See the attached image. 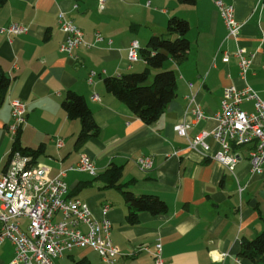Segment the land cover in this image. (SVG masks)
Wrapping results in <instances>:
<instances>
[{
  "label": "crops",
  "instance_id": "1",
  "mask_svg": "<svg viewBox=\"0 0 264 264\" xmlns=\"http://www.w3.org/2000/svg\"><path fill=\"white\" fill-rule=\"evenodd\" d=\"M227 1L235 4L236 19L243 24L238 41L227 38L228 29L213 0L192 4L179 0H7L0 8V66L11 77L0 105V172L6 169L14 147L16 136L8 125L11 101L19 98L27 107V122L17 135L20 145L41 149L36 161L50 177L67 170L64 178L69 195L85 200L95 218L102 219L103 206L110 205L112 240L121 249L116 264H155L151 252L140 248L153 250L159 240L166 264H239L238 258L242 264H252L239 253L244 240L264 232V197L260 195L264 168L260 173L251 170L253 145L233 144L238 162L231 171L210 157L221 148L214 138H209L211 148L205 155L189 148L188 139L175 128L178 123H190V137L213 130L228 85H249L264 98V1ZM62 11L84 31L87 42H94L97 32L105 41L90 48L81 45L74 55L61 51L65 38L59 22ZM173 16L189 20L191 48L183 63L169 58L161 68L151 69L149 83L156 72L173 69L177 89L157 121L147 124L107 92L104 79L144 71L145 60L129 61L130 43L137 39L143 49L153 35L175 38L176 34L167 31ZM12 23H22L28 31L1 32ZM238 46L253 55L245 78L235 55ZM225 51L230 53L228 62L223 60ZM91 72H95L92 80ZM69 90L85 98L101 128L97 136L83 143L77 140L81 120L70 118L63 107ZM196 103L206 115L199 120L190 110ZM242 107L252 112L254 101H246ZM58 140L63 141L61 146ZM82 154L93 160L96 175L70 169ZM141 156L152 157V169L139 167L136 160ZM112 164L122 167L121 182L129 189L137 195L160 196L168 211L159 215L141 211L139 221L129 224L122 192L99 177ZM22 222L26 227L28 220ZM13 257L14 245L6 241L1 246L0 264H10ZM78 262L108 264L90 247L74 248L55 259V264Z\"/></svg>",
  "mask_w": 264,
  "mask_h": 264
},
{
  "label": "built area",
  "instance_id": "2",
  "mask_svg": "<svg viewBox=\"0 0 264 264\" xmlns=\"http://www.w3.org/2000/svg\"><path fill=\"white\" fill-rule=\"evenodd\" d=\"M103 3L105 0H99ZM228 29L227 38L238 41L241 37L242 23L236 19V8L233 2L213 0ZM77 4H74V8ZM59 22L65 38L60 50L74 55L81 45L88 48L105 41L101 32L95 34L94 42L85 40L84 31L62 11ZM28 27L22 23H12L1 28L3 33H24ZM112 40H109L111 43ZM141 45L137 39L132 40L128 48L131 63L142 60ZM236 57L239 59L240 75L245 78L253 63V55H247L246 49L238 46ZM230 53L224 52L223 60L228 62ZM95 72H91L90 80ZM192 86V83L190 84ZM99 98L97 94L93 96ZM254 101V110L249 112L242 105ZM194 96L191 103H194ZM191 105V104H190ZM12 120L8 130L17 136L27 122L26 103L15 98L11 101ZM195 119L206 117L196 103L190 108ZM217 126L213 130H202L194 137L188 135L190 123L176 124V130L188 139L189 148L200 150L208 155L209 138H214L220 149L210 157L234 171L238 157L232 152L233 144H252L249 152L251 170L260 173L264 168V98L249 85L238 88L231 84L225 87L221 99V108L215 115ZM62 140H58L61 146ZM136 162L142 170L153 168L151 156H141ZM97 174L93 160L82 154L79 162L70 168ZM67 170L50 177L48 170L30 155L14 151L10 155L6 169L0 172V250L10 241L14 245V257L10 264H55V259L63 258L74 248L90 247L108 264H116L121 249L112 240V221L108 217L110 205L103 206L104 217H94L89 204L80 198L69 195V186L65 181ZM22 219L28 224L23 227ZM87 226V230L82 226ZM163 243H155L153 250L143 246L140 250L150 251L155 264H166L163 256ZM238 263L241 259L238 258Z\"/></svg>",
  "mask_w": 264,
  "mask_h": 264
},
{
  "label": "trees",
  "instance_id": "3",
  "mask_svg": "<svg viewBox=\"0 0 264 264\" xmlns=\"http://www.w3.org/2000/svg\"><path fill=\"white\" fill-rule=\"evenodd\" d=\"M7 0H0V8ZM181 3L192 4L195 0H179ZM264 1V0H263ZM188 19L173 16L168 20L167 31L176 34L175 38L153 35L145 48L141 49L142 59L147 62V68L142 72H132L120 76H108L104 79L107 92L125 103L145 123L152 124L161 116L167 105L175 98L177 76L173 69L156 72L152 82H148L152 68H161L165 61L173 58L178 64L187 60L191 48L188 37L190 31ZM11 83L10 75L0 66V105L4 102ZM63 107L72 119H80L82 130L78 142L83 143L90 137L100 133V126L93 118V113L85 98L75 91L69 90L63 101ZM18 135V134H17ZM39 149L23 148L16 136L12 152L20 151L30 155L36 161ZM106 181L107 186L119 189L128 206L126 221L136 224L139 212L147 211L159 215L168 211V204L158 195L151 193L135 194L121 182L122 167L112 164L99 176ZM239 256L248 259L252 264H264V232L253 239L244 240ZM77 264H84L78 262Z\"/></svg>",
  "mask_w": 264,
  "mask_h": 264
},
{
  "label": "water",
  "instance_id": "4",
  "mask_svg": "<svg viewBox=\"0 0 264 264\" xmlns=\"http://www.w3.org/2000/svg\"><path fill=\"white\" fill-rule=\"evenodd\" d=\"M260 195H261L262 197H264V189L260 191ZM253 201H254V200H252V202H253Z\"/></svg>",
  "mask_w": 264,
  "mask_h": 264
}]
</instances>
